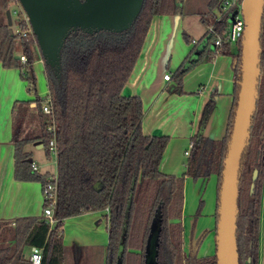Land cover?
I'll list each match as a JSON object with an SVG mask.
<instances>
[{"label": "trees", "instance_id": "trees-1", "mask_svg": "<svg viewBox=\"0 0 264 264\" xmlns=\"http://www.w3.org/2000/svg\"><path fill=\"white\" fill-rule=\"evenodd\" d=\"M18 0H0L7 10ZM184 0H144L140 14L124 32L100 31L90 34L72 31L62 50L61 68L56 72L45 64L47 87L53 103L52 114L42 111L43 99L19 100L13 109L15 178L38 181L42 187L51 173L33 170L30 143H40L50 155L49 142L55 137L58 147V198L54 207L55 224L41 215L23 217L9 229L12 243L0 246V264L14 258L23 264L25 246L43 249L42 264H64V220L89 211L106 210L109 216V243L106 264H218L216 252L198 256V244L183 251V204L185 178L198 179L217 174V208L224 161L232 132L240 89L242 42L235 45L236 86L226 135L215 140L201 134L192 138V148L182 175L159 169L168 135H147L142 130L143 101L138 95H124L145 43L153 18L161 14H182ZM223 0H210L202 21L215 23L222 34L231 12L216 21L214 7L222 10ZM221 12V11H220ZM21 31L27 28L20 19ZM188 42L190 38L187 37ZM213 47V36L208 37ZM36 37L12 31L0 24V62L5 68H19L29 91L36 89ZM231 43L212 53H231ZM38 47V46H37ZM25 54L23 63L16 56ZM211 53V54H212ZM19 54V55H20ZM189 66L178 70V84ZM182 90V89H181ZM180 90V91H181ZM209 108H207V111ZM54 119L55 133L48 130ZM258 171L256 179L254 171ZM254 187L251 188V185ZM264 188V9L261 29L260 79L250 128L239 174L237 246L240 264H259L260 221ZM49 201L44 200L43 208ZM200 202L197 216L201 214Z\"/></svg>", "mask_w": 264, "mask_h": 264}, {"label": "crops", "instance_id": "crops-1", "mask_svg": "<svg viewBox=\"0 0 264 264\" xmlns=\"http://www.w3.org/2000/svg\"><path fill=\"white\" fill-rule=\"evenodd\" d=\"M9 9L11 16L8 9L0 10V24L8 23L12 28L14 15L11 7ZM200 20L199 16V21L195 22L197 26ZM195 26L186 25L183 14L155 16L134 70L123 88L124 95H138L143 101V132L170 137L159 169L177 176L186 171L188 156L185 151L195 135L201 134L215 140H221L226 135L237 81L235 45H231V53H212L208 26L203 31H194ZM188 31L192 32L191 37L185 36ZM35 62L43 63L46 78L45 63L40 52L35 54ZM184 66L190 68L184 74L180 87L178 70ZM166 73L171 74L170 80L164 78ZM27 98V81L23 79L21 70L5 68L0 62V227L9 229L19 218L39 217L43 213L41 182L18 180L14 174L13 109L16 101L33 99ZM41 148L44 147L40 143L26 146L34 162V149ZM36 163L40 172H52L45 168L43 162ZM217 185V174L198 179L187 176L185 179L183 223L187 243L190 242L194 223V239L209 231L199 248V255L211 254L214 250ZM201 201V214L196 218ZM263 224L261 217L260 261L264 258ZM9 229L7 233H11ZM62 229L64 264H106L109 217L105 209L69 217L64 220ZM12 242L10 237L9 243ZM28 247L31 254L32 246ZM15 259L18 258H14L10 264ZM20 264H23L22 260Z\"/></svg>", "mask_w": 264, "mask_h": 264}, {"label": "water", "instance_id": "water-1", "mask_svg": "<svg viewBox=\"0 0 264 264\" xmlns=\"http://www.w3.org/2000/svg\"><path fill=\"white\" fill-rule=\"evenodd\" d=\"M18 1L28 17L44 63L56 72L61 68L62 50L72 31L124 32L131 28L144 3V0ZM263 9L264 0H242L245 30L241 39V79L220 189L216 237L218 264H240L237 246L239 174L258 95ZM237 13L236 10L230 20ZM8 14L11 16L10 9ZM257 176L255 170L253 178ZM118 264H122V253Z\"/></svg>", "mask_w": 264, "mask_h": 264}, {"label": "built area", "instance_id": "built-area-1", "mask_svg": "<svg viewBox=\"0 0 264 264\" xmlns=\"http://www.w3.org/2000/svg\"><path fill=\"white\" fill-rule=\"evenodd\" d=\"M241 4L242 0H223L222 2V10L220 12L219 17H217L216 21L220 20L222 15L228 11L231 12V16H233V13L237 10L238 13L234 15V18L232 20H229L227 23L224 32L220 34L216 28L215 23H212L208 25V36H213V48L219 51L224 42H229L232 45H236L239 43V41L242 39L244 30H245V20L241 11ZM231 18V17H230ZM24 20L27 24V28L23 31L17 32V34H21L22 36L27 35H34L32 27L29 23L28 17H24ZM16 33V32H15ZM20 60L23 63L27 62V56L25 54H20ZM164 78L166 80L171 79V74L166 73L164 75ZM42 111L46 114H52L53 112V103L51 96L49 94V91H47V94L45 97L42 98ZM55 121L54 119L51 120L48 130L55 133ZM191 145L189 148L185 151V154L188 156L190 154ZM49 150L50 153L55 155L56 164H57V157H58V147L56 143L55 137L50 140L49 142ZM33 170L39 171V167L36 162L33 161L32 163ZM43 197L44 200L49 201L50 204L45 206L43 208L42 215L49 221L51 225L55 224L56 219L54 217V207L57 203L58 198V172L57 170L55 172H51L50 178L48 179L47 183L43 186ZM106 211L108 212V208H106ZM109 217V216H108ZM29 260L32 264H42L43 261V249L38 246H32L31 254L29 257Z\"/></svg>", "mask_w": 264, "mask_h": 264}, {"label": "rangeland", "instance_id": "rangeland-1", "mask_svg": "<svg viewBox=\"0 0 264 264\" xmlns=\"http://www.w3.org/2000/svg\"><path fill=\"white\" fill-rule=\"evenodd\" d=\"M209 1L210 0H184L182 14H183L184 19L186 21V25L189 24L192 26L193 24L194 25L196 24V26L192 30L195 31V29H198V31H200V30L203 31V29L207 28V24L204 23L202 21V19L200 20L201 22L198 24V26H197V23H195V22H197L196 20L199 21V16L201 18L202 13L207 12V9L209 6ZM10 7H11V9L13 11V15H14V23L12 25V28L17 33L19 31H21V28L19 27L18 22L20 19L21 20L24 19V17H26V14L23 11L19 2L13 1L10 4ZM220 11L221 10L219 7H217V6L214 7V13L217 14V16L220 15ZM195 14H199V16H195ZM188 34L186 33L185 36L191 37L190 35H192V32L188 31ZM37 46H36V48H38V50H36V48H35L34 54H37V52L38 53L40 52V49ZM33 67H34V73L36 76V89L29 91L27 88V94H28L27 99H30V98L35 99L37 95H39L41 98H43L46 96L47 91H48L47 81H46V78L44 75L43 63L34 62ZM38 84H39V86H38ZM34 154H35L36 162H39V163L43 162L45 165V168H49L50 170H52V172H55L57 170V164H56V159H55L54 154L50 153V155L47 156L44 148L34 149ZM261 217H262V219H264V188H263V196H262ZM0 228L1 229L3 228L1 231V234H0V246H5V245L9 244V239L11 237L10 236L11 233H7V229H9V227H0ZM29 254H30L29 247L25 246L24 250H23L22 259H29ZM12 264H20V260L15 259ZM259 264H264V258L261 260V262Z\"/></svg>", "mask_w": 264, "mask_h": 264}, {"label": "flooded vegetation", "instance_id": "flooded-vegetation-1", "mask_svg": "<svg viewBox=\"0 0 264 264\" xmlns=\"http://www.w3.org/2000/svg\"><path fill=\"white\" fill-rule=\"evenodd\" d=\"M190 145H191V148H192V142H191ZM190 151H191V149H190ZM189 155H188V157H189ZM202 177H204V176H202ZM184 201H185V188H184ZM183 207H184V204H183ZM216 208H217V205H216ZM197 217L198 216L196 215V218ZM216 220H217V218H216ZM217 222H218V220H217ZM182 223H183V217H182ZM191 231H192L191 232L192 233L191 234L192 236H191L190 242L188 244L187 243V240H186V232H185V227H184V223H183V251H184L185 255H188L189 254L191 245H195L197 242H199V244H198V251H197L198 256H205V255H199V248H200L203 240L205 239V237L209 233V231L208 230L204 231L203 234L198 239H194V237H193L194 236V231H195V223L193 224V226L191 228ZM216 237H217V224H216V227H215V246H214V250H213V252L211 254H213V253L216 252V248H217V240H216ZM206 255H210V254H206ZM260 262L261 261H260V253H259V263Z\"/></svg>", "mask_w": 264, "mask_h": 264}]
</instances>
